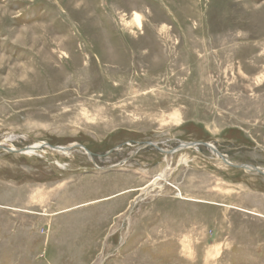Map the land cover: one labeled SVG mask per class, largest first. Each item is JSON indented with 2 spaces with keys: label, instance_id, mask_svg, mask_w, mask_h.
<instances>
[{
  "label": "rangeland",
  "instance_id": "obj_1",
  "mask_svg": "<svg viewBox=\"0 0 264 264\" xmlns=\"http://www.w3.org/2000/svg\"><path fill=\"white\" fill-rule=\"evenodd\" d=\"M182 142L264 172V0H0V264H264V176Z\"/></svg>",
  "mask_w": 264,
  "mask_h": 264
},
{
  "label": "water",
  "instance_id": "obj_2",
  "mask_svg": "<svg viewBox=\"0 0 264 264\" xmlns=\"http://www.w3.org/2000/svg\"><path fill=\"white\" fill-rule=\"evenodd\" d=\"M199 145H202V146H205V147H208L210 149L213 150V152L219 157L221 158V160L226 163L228 166L232 167V168H235V169H242V170H246V171H254L256 173H259V174H262L264 176V172L260 169V168H256V167H253V166H248V165H237V164H233L232 162H229L225 156L223 154H221L216 148H214L212 145L208 144V143H181V146L179 147L178 150H182V149H186V148H191V147H195V146H199ZM149 146H153V147H156L157 149L161 150L158 146V144H154V143H147L145 144V147H149ZM53 149H60V147H53ZM66 151L67 152H71V151H74V150H78V149H83L86 151V153L88 155H91V153L89 151H87L83 146L79 145V144H75V145H71V146H67L65 147ZM0 150H5L7 151L8 153H17V154H22L25 152V150H29L28 149H25L24 151L23 150H15V149H9V148H3L2 146H0ZM177 150H174V151H170L168 152L169 154H173V153H176Z\"/></svg>",
  "mask_w": 264,
  "mask_h": 264
},
{
  "label": "bare ground",
  "instance_id": "obj_3",
  "mask_svg": "<svg viewBox=\"0 0 264 264\" xmlns=\"http://www.w3.org/2000/svg\"><path fill=\"white\" fill-rule=\"evenodd\" d=\"M138 9L141 8V5H137L136 6ZM134 21L136 22V24L141 27L142 25V16L141 14H139L138 12H135L134 13ZM42 144L41 143H37L35 144L34 146H32L31 148H29V150H26L24 153L27 154V155H37L38 154V151L42 148ZM47 147H49V145H47ZM51 149V148H50ZM16 150V149H15ZM53 152H57L58 154H61V155H67L69 152L66 151L65 148H60V149H54ZM46 153V152H45ZM48 153V152H47ZM73 153V152H72ZM22 155V154H21ZM26 155V156H27ZM46 155V154H45ZM216 155V154H215ZM217 156V155H216ZM218 157V156H217ZM202 158V157H201ZM219 158V157H218ZM219 160L224 163L221 158H219ZM229 161V160H228ZM230 162V161H229ZM226 164V163H224ZM62 165V164H61ZM227 165V164H226ZM228 167V166H227ZM161 177H164V176H161ZM263 177V176H262ZM161 179V178H160ZM159 179V180H160ZM163 181V180H162ZM158 183V182H157ZM148 193V192H147ZM180 191H179V196H180ZM146 199V198H145Z\"/></svg>",
  "mask_w": 264,
  "mask_h": 264
}]
</instances>
